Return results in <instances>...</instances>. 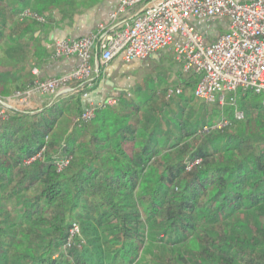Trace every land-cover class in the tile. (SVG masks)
Masks as SVG:
<instances>
[{
	"label": "trees",
	"instance_id": "1",
	"mask_svg": "<svg viewBox=\"0 0 264 264\" xmlns=\"http://www.w3.org/2000/svg\"><path fill=\"white\" fill-rule=\"evenodd\" d=\"M38 1L0 0V98L47 52L57 0ZM178 74L179 94L139 88L90 120L76 94L0 117V264H264L261 97L241 91L238 120L232 104L192 106L181 93L199 76Z\"/></svg>",
	"mask_w": 264,
	"mask_h": 264
},
{
	"label": "built area",
	"instance_id": "2",
	"mask_svg": "<svg viewBox=\"0 0 264 264\" xmlns=\"http://www.w3.org/2000/svg\"><path fill=\"white\" fill-rule=\"evenodd\" d=\"M24 14L44 21L29 10ZM218 17H227L229 23L226 31L212 42H206L189 23L191 19ZM168 47L182 64L185 76H199L193 91L196 99L222 107L232 104L237 119L244 118V112L237 107L239 90L253 91L264 105V0H119L109 20L94 31L55 42L49 57L52 60L77 57L79 64L73 71L43 78L34 63V81L16 90L9 101L0 98V117L6 118L10 109L38 108L33 102L43 96L53 97L61 90H67L66 94L79 93L118 57L125 62L143 60ZM180 92L179 88H171L169 96ZM118 101L116 97H108L85 110L82 119L90 120L97 108L115 106ZM226 123L222 119L212 128ZM70 158L58 163V171L68 165ZM78 234L80 225L74 223L64 248L71 246Z\"/></svg>",
	"mask_w": 264,
	"mask_h": 264
},
{
	"label": "rangeland",
	"instance_id": "3",
	"mask_svg": "<svg viewBox=\"0 0 264 264\" xmlns=\"http://www.w3.org/2000/svg\"><path fill=\"white\" fill-rule=\"evenodd\" d=\"M189 23L204 36L206 42H212L226 31L229 19L227 17H218L211 20L191 19ZM34 61L33 59L31 64H33ZM111 66L115 67L111 73H104L103 85L99 95H102V92L106 93L109 97L117 94L116 98H118V100L120 97H125L133 102L137 101L139 88H142L144 91H154L155 96H158V100L164 97L165 92L163 90H166V88L175 89L178 86L180 83V75L178 73L182 72V64L176 60L173 49L169 47L161 49L143 60L125 62L118 57L111 62ZM241 91L242 90H239L237 92L238 95ZM181 94L191 97V105L195 108L205 105L195 98L193 90L190 88L188 92L183 91ZM77 95V97H81L82 99L83 109H88L103 102L99 101L98 103H92L87 99L88 97L85 98V95ZM11 97L12 95L6 96L3 99L9 101L8 99ZM229 97L230 96L227 95V98ZM52 100L51 96H43L36 101L42 104L40 107H43ZM109 107L119 110V101L117 105ZM206 107L209 108V111H212V105H207ZM75 116L77 117L78 113L75 114ZM245 118L246 117L238 120H245Z\"/></svg>",
	"mask_w": 264,
	"mask_h": 264
},
{
	"label": "crops",
	"instance_id": "4",
	"mask_svg": "<svg viewBox=\"0 0 264 264\" xmlns=\"http://www.w3.org/2000/svg\"><path fill=\"white\" fill-rule=\"evenodd\" d=\"M37 2L39 1L32 0V4L35 6ZM51 5V21L47 25L46 32L43 33V45L47 48V52L35 60L43 78L61 75L73 71L77 67L79 59L75 56L58 60H52L49 57L55 42L64 39H75L94 31L99 24L109 20L110 14L117 9L119 0H57ZM114 67L110 63L94 76L90 85L92 89L85 95V98L88 97L87 99L92 103H98L109 97L104 92H102V95L99 94L103 85L104 73H111ZM116 96L117 94L112 97ZM41 105L38 101L33 102L34 107H40Z\"/></svg>",
	"mask_w": 264,
	"mask_h": 264
},
{
	"label": "water",
	"instance_id": "5",
	"mask_svg": "<svg viewBox=\"0 0 264 264\" xmlns=\"http://www.w3.org/2000/svg\"><path fill=\"white\" fill-rule=\"evenodd\" d=\"M67 93V90H61L58 92V94H56L53 98V100H55L56 98L60 97V96H63Z\"/></svg>",
	"mask_w": 264,
	"mask_h": 264
}]
</instances>
